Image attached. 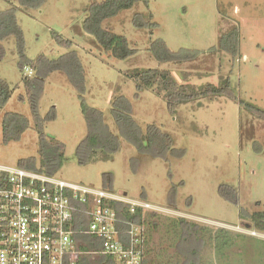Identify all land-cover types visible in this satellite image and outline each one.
Here are the masks:
<instances>
[{
	"label": "rangeland",
	"instance_id": "1",
	"mask_svg": "<svg viewBox=\"0 0 264 264\" xmlns=\"http://www.w3.org/2000/svg\"><path fill=\"white\" fill-rule=\"evenodd\" d=\"M97 1L102 0H45L38 8H25L18 0H0V10L17 7L25 54L30 60L36 61L41 55L57 59L71 50L78 53L85 70L84 101L103 111L115 133L113 93L117 84L121 93L135 89L133 82L124 79L135 78L136 69L167 70L179 83L188 79L196 88L229 79L236 97L195 99L180 104L171 115L167 94L158 80L153 88L138 91L139 97L153 100L134 103V116L147 123L164 114L165 123H156L170 134L173 149L181 154L170 151L168 158H157L120 139V149L111 160L83 165L77 149L88 126L80 92L63 71L52 72L45 79L39 105L42 116L55 107L56 118L45 122V134L66 145V159L57 176L150 203L152 209L146 212L152 216L146 225L153 249L164 255L168 264L184 261L178 250L179 228L166 230L163 226L173 217L186 218L199 226L198 237L205 242L200 245V264H209L214 254L216 264H264V220L255 222L249 216L264 211V119L253 115L241 102L264 110V0H148V4L141 0L102 23L104 28L126 36L135 50L124 59L105 50L84 29L88 8ZM137 15L157 26L148 23L137 27ZM233 28L238 34L237 55L222 49L219 41L222 33ZM54 33L70 40L71 45L59 44ZM156 38L164 39L172 51L188 48L200 54L189 61L161 62L151 50ZM0 46V78L13 89L8 102L0 107V164L17 166L21 158L39 156L38 132L24 86L26 69L32 70L30 76L35 71L20 67L15 36L0 41ZM135 109L147 116L141 117ZM150 110L155 113L153 117L148 114ZM8 111L26 115L30 126L18 141L4 144L2 120ZM225 186L237 190V204L221 195ZM220 228L241 242L227 248L223 258L210 243Z\"/></svg>",
	"mask_w": 264,
	"mask_h": 264
},
{
	"label": "trees",
	"instance_id": "2",
	"mask_svg": "<svg viewBox=\"0 0 264 264\" xmlns=\"http://www.w3.org/2000/svg\"><path fill=\"white\" fill-rule=\"evenodd\" d=\"M18 1L22 7L38 8L45 0ZM139 1L141 0H102L92 3L88 8V16L84 21V29L94 35L99 44L105 50L111 51L116 58L124 59L133 55L135 50L130 48L126 36L104 28L102 23L107 18L114 17L119 12L132 8ZM145 1L148 4V0ZM151 16L150 14V17ZM135 22L137 27L148 26V23H150L151 26H157L156 22H148L142 15H137ZM9 36L16 37L18 52L21 56L20 67H31L33 71H35L34 76H24V86L26 89L25 100H27L30 105L34 128L38 132L39 156L26 157L19 160L18 165L27 169L54 175L59 172L66 159L65 143L56 139H50L45 134V122L52 121L56 118L55 107L45 116H42L40 112L39 100L44 91L45 79L52 72L63 71L80 92L82 112L88 126L87 134L81 140L77 149L79 162L83 165L111 160L114 154L120 149V139L132 143L138 151L149 153L157 158H168L170 151L174 154H181V152H177L173 149L172 137L170 134L164 132L162 127L156 123L157 121L162 125L165 123L164 114H162L163 117L161 115V118H155L154 122L147 123L137 120L134 116V103L136 104L140 100L145 101L147 98L153 100L150 97L141 98V95L139 97L138 91L153 88L158 83V80H160L161 89L167 94V107L171 115L176 114L180 104H185L195 99H211L212 97L221 96L230 98L236 97L234 90L231 88L229 79H225L223 83L219 85L208 82L203 87L196 88L193 86L191 80L186 79L187 77L184 82L179 83L167 70H160L158 68L136 69L134 74L135 78L130 76L124 79V81L129 84L133 82L135 84V89L133 88L129 93H127V91H122L121 93L119 92L121 85L117 84L115 93H113L111 114L118 129V132L115 133L110 124L106 122L103 111L98 107L88 105L84 101V93L86 92L85 70L82 60L76 51L71 50L57 59H49L45 55H41L36 61L30 60L25 54V36L17 17L16 6L6 10H0V41L5 40ZM54 38L63 46L71 45V41L64 39L61 35L54 33ZM219 41L222 49L237 55L239 43L236 28L222 33ZM2 50L0 46V51L2 52ZM151 50L155 57L161 62L189 61L195 59L200 54L199 50L188 48L172 51L162 38H156L152 42ZM133 92L135 94H133ZM12 94L13 89L10 85L0 78V107H3L8 102ZM241 102L246 104L247 109L253 115L264 119V110L244 100H241ZM159 107L157 108V112L160 110ZM135 111H137L141 117L142 115L147 116V113L139 112L137 109H135ZM148 114L152 116L155 113L150 110ZM152 120H154V118ZM142 123L144 128L142 127ZM2 125L3 143L8 144L11 141H18L21 138L23 133L30 126V119L22 113L8 111L3 115ZM220 193L231 203H238L237 190L225 186L221 188ZM172 195L175 196V192H173ZM116 207L119 213L124 217L142 223L146 227L147 244L145 263L168 264L163 260L164 255L156 254L155 248L153 249L151 231L146 225L149 223L148 220L152 215L150 216V214L143 211L141 208H138L135 214H131L128 209L129 207L122 203H116ZM242 216H247V214L243 213ZM249 216L253 221L258 222L259 220H264V211L256 212ZM163 226L166 230L179 228L181 238L178 237L177 240L179 241L178 250L184 259L182 264H200V245L205 242L202 238L198 237L197 229L199 226L182 217L169 218ZM153 227L155 228L157 226ZM174 233L176 232L174 231ZM230 233V231L220 228L216 230L213 233L214 236L210 238V243L214 247V252L219 251L218 257L220 256V258H223L221 256H224V252L227 248L241 243L239 242L240 240L238 241V239L233 237ZM188 243L190 244L186 247L185 244ZM216 256L215 254L214 257L212 255L213 258L210 259L209 264H216V259H218H215Z\"/></svg>",
	"mask_w": 264,
	"mask_h": 264
},
{
	"label": "built area",
	"instance_id": "3",
	"mask_svg": "<svg viewBox=\"0 0 264 264\" xmlns=\"http://www.w3.org/2000/svg\"><path fill=\"white\" fill-rule=\"evenodd\" d=\"M115 202L131 214L152 209L106 188L0 164V264H146V227Z\"/></svg>",
	"mask_w": 264,
	"mask_h": 264
},
{
	"label": "crops",
	"instance_id": "4",
	"mask_svg": "<svg viewBox=\"0 0 264 264\" xmlns=\"http://www.w3.org/2000/svg\"><path fill=\"white\" fill-rule=\"evenodd\" d=\"M126 193H124V195H125Z\"/></svg>",
	"mask_w": 264,
	"mask_h": 264
}]
</instances>
